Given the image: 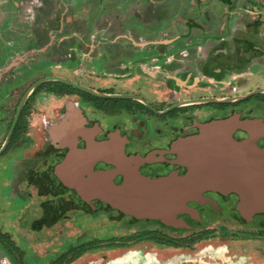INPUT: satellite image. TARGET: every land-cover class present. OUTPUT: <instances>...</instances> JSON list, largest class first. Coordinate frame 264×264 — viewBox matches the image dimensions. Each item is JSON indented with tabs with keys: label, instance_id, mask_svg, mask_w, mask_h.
<instances>
[{
	"label": "flooded vegetation",
	"instance_id": "flooded-vegetation-1",
	"mask_svg": "<svg viewBox=\"0 0 264 264\" xmlns=\"http://www.w3.org/2000/svg\"><path fill=\"white\" fill-rule=\"evenodd\" d=\"M132 2L129 36L92 60L98 84L39 83L0 155L40 89L67 96L41 125L44 177H28L42 200L57 185L66 203L146 222L135 236L179 249L156 264H264V0ZM104 69L140 84L106 86Z\"/></svg>",
	"mask_w": 264,
	"mask_h": 264
},
{
	"label": "rangeland",
	"instance_id": "rangeland-1",
	"mask_svg": "<svg viewBox=\"0 0 264 264\" xmlns=\"http://www.w3.org/2000/svg\"><path fill=\"white\" fill-rule=\"evenodd\" d=\"M132 3L0 0V147L19 99L37 79L55 75L98 84L92 60L98 52L112 53L115 46L111 42L116 37L122 41L129 36ZM107 69L103 74L106 86L116 78L120 89L140 84L138 77H116ZM66 97L40 89L23 110L16 135L0 155V264H156L150 258L156 252L160 260H164L163 251L176 254L178 248L158 244V235L135 236L146 230L144 221L132 223L97 203L93 210L74 200L66 203L58 196L57 185L54 198L45 201L46 194L32 187V177H44L40 169L34 171L42 158L37 151L44 142L41 125ZM39 183L48 185L45 180ZM80 238L86 248L78 251L69 244ZM215 240L204 239L203 243ZM174 259L168 256L165 261Z\"/></svg>",
	"mask_w": 264,
	"mask_h": 264
},
{
	"label": "water",
	"instance_id": "water-1",
	"mask_svg": "<svg viewBox=\"0 0 264 264\" xmlns=\"http://www.w3.org/2000/svg\"><path fill=\"white\" fill-rule=\"evenodd\" d=\"M46 79H59V80H63V81L70 82V81L66 80L65 78L57 77V76H55V77H46V78H42V79L36 81V82L30 87V89L27 91V93L25 94V96H24V98H23L21 104L19 105V107H18V111H17V114H16V118H15V120H14V123H13V125H12V127H11V130H10V132H9V135H8V137H7V140L5 141L4 145H3L2 148L0 149V152L4 149V147L7 145L8 141H9V138H10V135H11L12 130H13V128H14L15 122H16V120H17V117H18V115H19V113H20V111H21V108H22V106H23V104H24V102H25L27 96L31 93V91H32V90H33V89H34L39 83H41L42 81H44V80H46ZM70 83H72V82H70ZM72 84H74V85H76V86H79V87L83 88L82 86H80V85H78V84H76V83H72Z\"/></svg>",
	"mask_w": 264,
	"mask_h": 264
},
{
	"label": "trees",
	"instance_id": "trees-1",
	"mask_svg": "<svg viewBox=\"0 0 264 264\" xmlns=\"http://www.w3.org/2000/svg\"><path fill=\"white\" fill-rule=\"evenodd\" d=\"M55 83L57 86L59 85V86H64V87H68V86H70V85H68V84H66V83H64V82H61V81H47V82H44V83H42L41 85H39V87L40 86H43V85H50V83ZM73 88V87H72ZM17 128H18V125H17Z\"/></svg>",
	"mask_w": 264,
	"mask_h": 264
}]
</instances>
